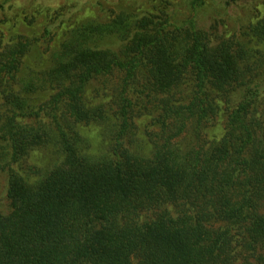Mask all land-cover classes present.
Segmentation results:
<instances>
[{
  "label": "trees",
  "instance_id": "1",
  "mask_svg": "<svg viewBox=\"0 0 264 264\" xmlns=\"http://www.w3.org/2000/svg\"><path fill=\"white\" fill-rule=\"evenodd\" d=\"M205 1L76 23L28 77L29 41L0 37V264H264V16L224 36L200 26ZM105 76L113 92L94 100ZM139 111L161 140L147 154ZM93 120L109 140L97 156L76 127ZM42 146L57 157L31 181L17 164Z\"/></svg>",
  "mask_w": 264,
  "mask_h": 264
},
{
  "label": "rangeland",
  "instance_id": "2",
  "mask_svg": "<svg viewBox=\"0 0 264 264\" xmlns=\"http://www.w3.org/2000/svg\"><path fill=\"white\" fill-rule=\"evenodd\" d=\"M178 9L180 0H170ZM158 0H0V37L2 43L12 42L21 37L29 41L27 51L21 58L20 75L28 77L39 74L51 64V53L67 34L68 29L81 21L90 19H107L119 11L140 12L151 11ZM197 17L200 26L210 28L224 36L244 31L250 23L264 16V0H241L226 3L220 0H206L198 9ZM107 45L113 39H105ZM104 81L92 82L87 95L94 100L105 101L111 96L115 87V79L105 76ZM48 89H37L31 93L36 104L48 98ZM134 117L132 144L141 153H150L160 143L151 124V114L139 111ZM210 124V125H208ZM192 122L189 127H191ZM224 125V117L219 113L199 131L200 143L207 145L213 135L220 132ZM77 130L86 140L85 152L97 156L108 149V137L104 124L90 121L77 125ZM184 133L178 137L181 139ZM57 155L48 146L37 147L17 164L29 180L36 179L56 159ZM5 174L0 172V209L7 208L4 194Z\"/></svg>",
  "mask_w": 264,
  "mask_h": 264
}]
</instances>
